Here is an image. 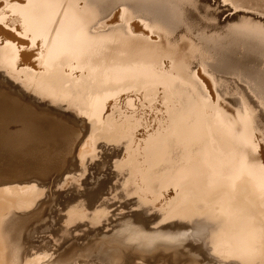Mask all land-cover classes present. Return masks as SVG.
Returning <instances> with one entry per match:
<instances>
[{"label":"bare ground","instance_id":"6f19581e","mask_svg":"<svg viewBox=\"0 0 264 264\" xmlns=\"http://www.w3.org/2000/svg\"><path fill=\"white\" fill-rule=\"evenodd\" d=\"M218 6L0 0V264H264V21Z\"/></svg>","mask_w":264,"mask_h":264},{"label":"rangeland","instance_id":"374dc122","mask_svg":"<svg viewBox=\"0 0 264 264\" xmlns=\"http://www.w3.org/2000/svg\"><path fill=\"white\" fill-rule=\"evenodd\" d=\"M213 3L215 4V5H219L218 7H220V8H223V9H226V10H228V14H226V13H224V15H223V17L225 18V16L227 15V16H229V17H231V16H233V15H235L234 14V12L235 11H238V12H242L243 14H248V16H251L252 18H254L255 19V21H256V18H257V20L258 21H260V22H262V21H264V0H213ZM232 10V11H231ZM250 13H251V15H250ZM246 14V15H247ZM231 15V16H230ZM255 17H254V16ZM260 16V17H259ZM259 17V18H258ZM261 19H263V20H261ZM4 71H2L1 69H0V75H2V76H0V95H1V100H2V102L4 101V102H6L7 100L8 101H13V102H18V103H22V104H25V105H30V103H28V102H26V101H24V100H22L21 99V94L19 93V90H18V88L16 87L17 86V84H14L11 80H9V78H8V76L6 75V73L4 72ZM2 73V74H1ZM3 77V78H2ZM6 78V79H5ZM13 91V92H12ZM15 93H18V95L17 94H15ZM0 100V101H1ZM2 102L0 103V117H3L4 115H5V113L3 112V105H2ZM31 106V105H30ZM39 111V113L40 112H42L41 114H43V115H46V116H48V117H50L54 122H56L57 124H59V125H61L60 127H58V129H60V131H62L63 130V132L64 133H70V134H73V135H76V136H78L79 137V139L81 138L79 135H80V130L75 126V125H73V124H70V123H67L66 121V123L62 120V119H60V118H58V117H56V116H53V115H51V114H46V112H44V111H41V110H38ZM47 118V117H46ZM17 126H19L18 125V123L15 125V127H17ZM80 142H81V140H80ZM260 149H262V148H260ZM4 156V157H3ZM2 156V158H1V160L2 159H4V158H6L7 157V155H3ZM6 156V157H5ZM13 163H15V162H13ZM95 163V164H94ZM94 163H92V165L90 166V168H89V172H87V175H88V177L90 178V177H92V176H94V175H96L95 173L97 172V176H95V177H98V173L100 172V170H101V168H100V166L98 165V163H96V161L94 162ZM8 164V163H7ZM8 165H10V167H7V165H5V164H3V163H1V161H0V173H2V171L3 172H5L4 174H7V175H12V174H14L15 172V167L13 166L14 164H8ZM99 166V167H98ZM92 167V168H91ZM4 169H6V170H4ZM98 171H97V170ZM60 169H56V170H53V171H51L50 173H48V174H41V172L39 171V170H34V169H32V171H30L29 172V174H31V175H42V176H45V177H48V176H54V175H56V173L59 171ZM92 173V174H91ZM94 174V175H93ZM91 175V176H90ZM67 181H69V180H67ZM71 183V184H70ZM70 183H66L65 184V187L67 188V189H69L71 192H69V191H65V190H67L66 188H63L64 186L63 185H61V184H59L58 186L57 185H54L53 187H52V189H51V194H52V199H51V203H53V204H55V205H58L57 204V201L56 200H61L63 197H64V195H65V197H67V198H69V197H71L70 195L71 194H81L82 192H84L81 188H85V187H78V186H76V184L75 185H73L72 186V182H70ZM69 186V187H67V186ZM74 186H76L75 188H74ZM58 187V188H57ZM70 187L72 188L73 187V189H70ZM64 189V191L63 190H61V189ZM53 189H56V190H54V192H53ZM60 189V190H59ZM75 189V190H74ZM77 189H80V191L78 190L77 191ZM73 190L74 191H76L75 193L73 192ZM56 191H59V194L61 195V196H59V194H58V192H56ZM61 191V192H60ZM82 191V192H81ZM70 193V194H68V193ZM57 193V194H56ZM109 193H111V192H109ZM54 195H55V197H54ZM58 195V196H57ZM61 197V198H60ZM56 198V199H55ZM60 198V199H59ZM51 203H50V205L47 207V211L49 212H54V210H53V208H55V205H54V207L51 205ZM52 206V207H51ZM50 207V208H49ZM119 208V207H118ZM126 210V209H125ZM111 212H112V216H113V218L114 217H117L119 214H120V211L119 212H117V211H115L114 209H112V210H110ZM49 212V213H50ZM49 215V214H48ZM47 215V216H48ZM52 216V214L51 215H49V217H51ZM46 218H48V217H46ZM47 220H50V221H52L51 220V218H49V219H47ZM83 223L84 224V227H85V232H83L84 231V227H83V225L82 226H80V224H76L75 226L76 227H74L73 226V228H75V229H77V230H75V229H73L72 228V230H73V232L76 234V239H79L80 240V242H81V244L84 242V244L86 243V242H92L93 243V239H94V236H95V234H99V232L101 233L102 232V230L98 227V228H96V227H92V229H91V227H89V225H88V223L87 222H85L84 220L83 221H78L77 223ZM87 223V224H86ZM88 227H87V226ZM78 226H80L79 228H77ZM87 227V228H86ZM80 228H83V229H81V231H78ZM89 228V229H88ZM93 229H94V232H96L95 234H94V232H93ZM75 231H77V232H79L78 234H77V232H75ZM99 231V232H98ZM39 232V233H38ZM37 232V234L35 233V236L36 237H38L39 236V240L38 239H36V237L34 238V241H36L37 242V240H38V242L40 241V240H42V238H41V232L42 231H40V229H39V231ZM83 232V233H82ZM93 232V233H92ZM85 233H88L87 235L85 234ZM38 234H40V235H38ZM90 234V235H89ZM83 237V239H80V238H82ZM96 237H97V235H96ZM95 237V238H96ZM90 238V239H89ZM92 238V239H91ZM98 238H96V239H94V240H96V242L98 241V243H100V242H102L100 239V237H99V239L97 240ZM82 240H84V241H82ZM85 240H86V242H85ZM87 240H90V241H87ZM80 242H79V244H80ZM40 244V243H39ZM79 245L78 246V248L80 249L81 247H82V245ZM36 245H37V243H36ZM83 248H86V246L84 245L83 246ZM83 248H81V249H83ZM80 249V250H81ZM87 249V248H86ZM85 249V250H86ZM200 257H198V259L200 260V261H202V264H206L207 262H206V259L203 257V256H201V255H199ZM184 260H182V262H183ZM187 261V260H186ZM163 262L166 264L167 262H169L168 260H163ZM184 263H185V261H184ZM183 263V264H184Z\"/></svg>","mask_w":264,"mask_h":264}]
</instances>
